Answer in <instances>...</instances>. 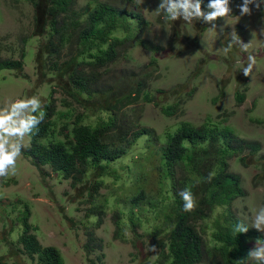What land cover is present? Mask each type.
Listing matches in <instances>:
<instances>
[{"label": "trees", "instance_id": "trees-1", "mask_svg": "<svg viewBox=\"0 0 264 264\" xmlns=\"http://www.w3.org/2000/svg\"><path fill=\"white\" fill-rule=\"evenodd\" d=\"M24 1L33 9L31 36L39 40L36 72L53 88L30 120V146H17L42 175L61 174L69 181L70 199L81 203L78 210L87 204L85 218H97L85 227L88 256L100 248L95 229L111 214L113 239L132 245V262L264 264V234L234 209L248 194L230 164L235 158L248 167L250 157L261 169L254 187L264 185L262 144L237 136L223 117L199 126L181 120L196 94L191 80L199 68L182 84L151 89L161 77L158 56L179 57L198 48L208 25L203 10L208 3L219 10L221 5L166 0L164 21L158 18L170 27L166 47L147 37L150 22L132 0H88L83 9L76 7L78 0ZM27 39L18 49L0 39V69L23 72ZM136 47L151 54L148 63L133 61ZM16 50L18 60L3 56ZM235 99L242 104L245 95L236 91ZM148 105L174 123L162 132L150 127L142 116ZM262 202L264 214V196ZM6 207L0 200V223H7ZM35 229L25 220L17 244L9 228L0 244L18 263L24 256L32 263L64 264L60 250L44 247ZM0 264H8L6 256L0 255Z\"/></svg>", "mask_w": 264, "mask_h": 264}, {"label": "rangeland", "instance_id": "rangeland-1", "mask_svg": "<svg viewBox=\"0 0 264 264\" xmlns=\"http://www.w3.org/2000/svg\"><path fill=\"white\" fill-rule=\"evenodd\" d=\"M132 1L139 5L150 22L147 37L155 38L167 47L170 27L158 20L166 0ZM185 1L189 5L195 4V0ZM212 1L220 4L222 9L208 3L203 10L201 18L208 25L200 46L179 57L158 56L161 77L151 89H168L182 84L199 68L200 74L191 80L196 94L186 104V114L181 120L199 126L207 118L223 117L237 136L259 141L264 154V17L260 15L264 1ZM87 3L88 0H78L76 7L83 9ZM164 18L162 15L161 20ZM32 22L33 9L26 1L0 0V39L18 49L22 45L21 39L28 38L23 72L0 69V200L7 205L3 217L8 223V227L7 223H0V236L9 228L10 240L17 244L27 220L36 228L34 233L44 247L60 250L64 264H93V260L96 264H141V260L132 262L129 256L135 251L132 245L113 239L111 214L106 215L101 227L95 229V244L100 248L88 256L85 245L89 243L90 228L86 231L85 227H91L97 218H85L87 204L78 210L81 203L70 199L69 181L61 174L42 175L17 146L19 143L23 150L30 146V120L43 110L53 88L50 83L41 82L36 72L39 40L31 36ZM3 56L18 60L20 52L16 50L15 54ZM131 56L133 61L143 65L150 61L151 54L136 47ZM239 83L245 85L239 89ZM236 91L243 92L244 103L236 102ZM142 116L158 132L174 123L155 106H146ZM247 162L248 167H243L235 158L230 163L231 171L242 176L248 194L245 199L236 201L234 209L252 228L264 234V185L254 187L253 184L254 176L261 173V169L252 165L254 160L250 157ZM260 249L264 253V244ZM0 255L6 256L8 264H37L24 256L18 263L10 257L9 247L3 244H0Z\"/></svg>", "mask_w": 264, "mask_h": 264}, {"label": "clouds", "instance_id": "clouds-1", "mask_svg": "<svg viewBox=\"0 0 264 264\" xmlns=\"http://www.w3.org/2000/svg\"><path fill=\"white\" fill-rule=\"evenodd\" d=\"M264 1V0H263ZM263 9H261V11H262ZM261 11H260V13H261Z\"/></svg>", "mask_w": 264, "mask_h": 264}]
</instances>
